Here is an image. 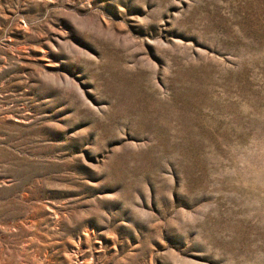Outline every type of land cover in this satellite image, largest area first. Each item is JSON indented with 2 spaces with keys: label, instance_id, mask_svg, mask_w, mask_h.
<instances>
[{
  "label": "rangeland",
  "instance_id": "obj_1",
  "mask_svg": "<svg viewBox=\"0 0 264 264\" xmlns=\"http://www.w3.org/2000/svg\"><path fill=\"white\" fill-rule=\"evenodd\" d=\"M0 264H264V0H0Z\"/></svg>",
  "mask_w": 264,
  "mask_h": 264
}]
</instances>
